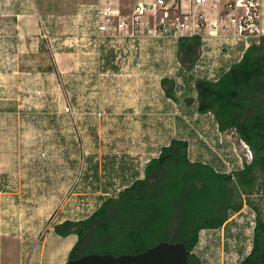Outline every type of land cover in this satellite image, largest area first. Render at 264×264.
Segmentation results:
<instances>
[{"label":"rangeland","instance_id":"1","mask_svg":"<svg viewBox=\"0 0 264 264\" xmlns=\"http://www.w3.org/2000/svg\"><path fill=\"white\" fill-rule=\"evenodd\" d=\"M96 3L0 0V264H67L78 237L54 228L91 217L142 180L174 139L188 141L192 162L233 179L253 161L237 133L198 112L175 41L99 37ZM222 40L210 44L196 78L217 79L235 61L226 62ZM165 78L176 100L165 95ZM250 197L264 209L262 188ZM243 215L224 232L201 231L194 253L202 264H240L251 253L255 231Z\"/></svg>","mask_w":264,"mask_h":264},{"label":"trees","instance_id":"2","mask_svg":"<svg viewBox=\"0 0 264 264\" xmlns=\"http://www.w3.org/2000/svg\"><path fill=\"white\" fill-rule=\"evenodd\" d=\"M177 53L195 82L198 112L214 116L222 132L237 133L251 148L252 163L233 179L192 162L188 141L174 139L149 161L142 180L106 199L91 217L54 228L61 237H78L69 260L137 255L170 242L186 246L189 264H202L194 253L201 231L221 228L246 201L257 211V225L252 251L240 264H264V209L250 197L259 187L264 190V35L216 82L193 76L201 38H180ZM161 84L165 95L176 100L174 86L168 87L174 82L165 78Z\"/></svg>","mask_w":264,"mask_h":264},{"label":"built area","instance_id":"3","mask_svg":"<svg viewBox=\"0 0 264 264\" xmlns=\"http://www.w3.org/2000/svg\"><path fill=\"white\" fill-rule=\"evenodd\" d=\"M207 7L211 12L209 17L205 9L200 11L201 8ZM261 18L262 0H148L129 8L122 6L117 0H97L94 5V29L99 37L115 40L121 34H127L134 41L168 38L176 44L183 37L201 38L202 54L195 73L199 68V61L208 58L213 40L223 39L221 50H227L224 56L228 58V61H225H235H232L217 79L211 80L217 76L214 72H205L203 74L206 77L198 78L214 82L233 64L241 62L247 49L259 43ZM217 66L222 68L223 64ZM243 197L245 198L244 195ZM242 213L244 215L241 217V223L254 232L257 211L246 201L242 209L232 214L229 219L232 220ZM224 229L225 227H222L221 231L224 232ZM207 231L218 232L219 229H205L204 234ZM200 239L203 240L202 237Z\"/></svg>","mask_w":264,"mask_h":264},{"label":"water","instance_id":"4","mask_svg":"<svg viewBox=\"0 0 264 264\" xmlns=\"http://www.w3.org/2000/svg\"><path fill=\"white\" fill-rule=\"evenodd\" d=\"M67 264H189V252L183 243L160 242L137 255L91 254Z\"/></svg>","mask_w":264,"mask_h":264},{"label":"crops","instance_id":"5","mask_svg":"<svg viewBox=\"0 0 264 264\" xmlns=\"http://www.w3.org/2000/svg\"><path fill=\"white\" fill-rule=\"evenodd\" d=\"M119 1V0H117ZM225 1V0H222ZM120 2V1H119ZM207 12V16H211V12H210V8H204ZM261 29L263 30V34H264V0H262V19H261ZM213 43V42H212ZM176 44V43H175ZM212 45V44H211ZM195 77V76H194ZM196 78V77H195ZM197 79V78H196Z\"/></svg>","mask_w":264,"mask_h":264},{"label":"flooded vegetation","instance_id":"6","mask_svg":"<svg viewBox=\"0 0 264 264\" xmlns=\"http://www.w3.org/2000/svg\"><path fill=\"white\" fill-rule=\"evenodd\" d=\"M75 260H77V259H75ZM69 261H70V260H68V262H69ZM68 262H67V263H68Z\"/></svg>","mask_w":264,"mask_h":264}]
</instances>
